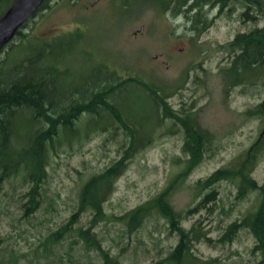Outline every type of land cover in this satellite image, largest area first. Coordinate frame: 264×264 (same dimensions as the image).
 I'll use <instances>...</instances> for the list:
<instances>
[{"label": "rangeland", "instance_id": "rangeland-1", "mask_svg": "<svg viewBox=\"0 0 264 264\" xmlns=\"http://www.w3.org/2000/svg\"><path fill=\"white\" fill-rule=\"evenodd\" d=\"M125 1L129 0L75 3L53 0L50 8L40 11L23 32L46 38L79 33L84 36L74 53L67 55V50L76 42L72 46L67 41L62 47L68 70V77L63 80L65 87L81 86L84 75L94 77L103 66V72L114 73V78L140 77L150 84L169 86L173 92L169 101L176 110L193 106L191 111L215 135V141L208 147L202 164L178 180L171 205L183 214L182 224L186 229L200 221L202 231L212 240L195 243V255L214 260L215 264H258L252 255L256 240L248 230L241 228L231 242L218 243L231 224L256 209L259 198L256 193L236 200L235 183L223 181L213 187L218 193L215 202H208L206 209L195 214L186 215V212L197 202L195 183L236 164L261 136V120L248 112L264 101V73L245 76L242 84L232 86L223 71L233 57L229 43L239 33L264 27V18L257 23L244 19L245 9L239 3L232 4L219 17L214 16L216 11L211 13L207 8L201 16V23L205 24L202 33L194 31L183 16L173 17V9L158 11L157 0H130L128 5ZM146 108L152 116V106H144L145 111ZM144 109L137 114L146 123ZM86 115L78 122L82 129ZM29 120L19 117L14 121L20 122L18 128L24 134H29ZM125 141L121 129L104 132L102 125L64 141L50 157L48 177L41 187L42 203L29 218H23L21 210V198L29 185L22 175L9 178L0 190V262L15 256L18 264H64L58 256L66 259L65 253L70 252L81 264H102L95 252L77 240L75 233L51 251L44 252L38 247L75 213L85 182L120 159V147ZM183 144L182 131L171 122L166 123L118 179L114 193L105 204L106 219L96 232L120 264H164L160 262L177 245V236L169 232L166 219L156 210L132 233L121 219L152 200L183 172L187 159ZM253 179L264 183V153L257 159ZM91 216L90 212L83 214L75 228L87 227ZM73 241L79 243L73 245Z\"/></svg>", "mask_w": 264, "mask_h": 264}, {"label": "trees", "instance_id": "trees-1", "mask_svg": "<svg viewBox=\"0 0 264 264\" xmlns=\"http://www.w3.org/2000/svg\"><path fill=\"white\" fill-rule=\"evenodd\" d=\"M14 1L0 0V17ZM51 1L45 0L0 52V190L9 178L22 175L29 190L21 198V210L23 218L31 217L42 203L41 187L48 177L50 157L57 153L58 146L66 140L74 139L79 133H88L101 125L104 132L121 129L126 141L120 147V159L85 182L75 213L38 247L48 252L75 233L77 240L83 242L87 250L95 252L103 261L102 264H120L119 258L112 256L103 246L96 228L106 219L105 204L129 163L152 142L158 129L171 122L184 135L182 151L187 159L183 172L152 200L130 211L121 220L126 222L128 232L132 233L142 226L152 210H156L166 219L169 232L178 238L177 245L160 263L215 264L214 260H203L193 252L195 243L212 241L202 231V223L197 221L191 229H186L182 224L183 214L175 210L170 202L178 180L184 179L202 164L208 147L215 141V135L199 123L197 113L191 111L193 106L189 109L182 107L181 110L174 108L169 101L173 96L169 86L150 84L140 77L122 80L114 78L115 74H106L102 66L94 77L92 74L84 75L81 86L65 87L63 80L68 77V70L62 47L67 41L72 46L76 42L71 50H67V55L74 53L84 36L79 33L75 36L46 38L23 32L40 11L50 8ZM78 1L70 0L71 3ZM192 3L193 7L199 8L219 3V10L223 12L232 4L239 3L245 9L242 13L244 19L257 23L264 18V0H192ZM6 4L8 6L4 7ZM198 22L189 20L194 31L202 32L205 24ZM229 50L233 57L223 72L230 85L242 84L245 76L264 73V27L239 33L229 43ZM235 77H239V80ZM144 106H152V116L147 114ZM143 109L144 119L148 120L146 123L137 114V111ZM248 114L261 120V136L236 164L195 183L197 202L186 215L206 209L208 202H215L218 193L213 187L223 181L235 183L236 200H243L248 194L256 193L259 197L256 209L231 224L218 243H229L239 229H246L256 240L252 255L258 259V264H264V183L259 184L253 179L257 159L264 153V101ZM85 115L87 118L82 129L78 122ZM19 117L30 119L29 134H24L18 128L21 124L14 120ZM88 212L92 215L89 225L76 229L81 216ZM78 243L72 242L73 245ZM65 256L66 259H63L59 255V261L64 260V264H81L72 253L66 252ZM0 264H18V259L12 256Z\"/></svg>", "mask_w": 264, "mask_h": 264}, {"label": "water", "instance_id": "water-1", "mask_svg": "<svg viewBox=\"0 0 264 264\" xmlns=\"http://www.w3.org/2000/svg\"><path fill=\"white\" fill-rule=\"evenodd\" d=\"M45 0H15L0 17V52L21 27L39 10Z\"/></svg>", "mask_w": 264, "mask_h": 264}, {"label": "flooded vegetation", "instance_id": "flooded-vegetation-1", "mask_svg": "<svg viewBox=\"0 0 264 264\" xmlns=\"http://www.w3.org/2000/svg\"><path fill=\"white\" fill-rule=\"evenodd\" d=\"M130 1V0H129ZM128 1V2H129ZM160 1V4H159ZM171 1H173L174 3H172ZM126 3V2H125ZM157 7H158V11L163 12L164 10L168 9V11H170V9H173L174 12L171 13V15L173 17H177L176 15L183 16L186 19L189 20H193V21H200L202 22V17L204 16L203 14V9H207L209 8L211 13H215V17H219L222 16L223 11H220L219 9V3H214V4H206V6H204L203 8H199V7H193V3L192 0H157ZM173 5H172V4ZM126 5H128L126 3ZM92 6H94V3H92ZM173 6V8H172ZM206 20H209L208 16L204 17Z\"/></svg>", "mask_w": 264, "mask_h": 264}]
</instances>
